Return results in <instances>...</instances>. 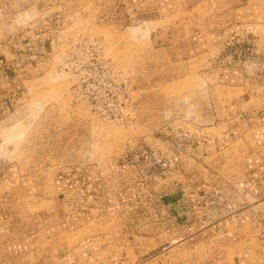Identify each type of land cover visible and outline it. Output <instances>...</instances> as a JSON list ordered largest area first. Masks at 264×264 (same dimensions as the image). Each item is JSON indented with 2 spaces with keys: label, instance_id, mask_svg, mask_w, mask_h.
I'll return each mask as SVG.
<instances>
[{
  "label": "crops",
  "instance_id": "0c3cea01",
  "mask_svg": "<svg viewBox=\"0 0 264 264\" xmlns=\"http://www.w3.org/2000/svg\"><path fill=\"white\" fill-rule=\"evenodd\" d=\"M91 1L0 0V47L14 57L40 25ZM179 2L169 13L163 5L175 0L119 7L138 15L161 6L165 18H179L164 35L185 41L186 63L201 69L207 118L184 124L181 150L178 136L162 149L126 146L100 178L92 170L10 187L13 200L0 198V264H264V0ZM0 83L4 112L13 87ZM32 196L38 207L28 209Z\"/></svg>",
  "mask_w": 264,
  "mask_h": 264
},
{
  "label": "rangeland",
  "instance_id": "374dc122",
  "mask_svg": "<svg viewBox=\"0 0 264 264\" xmlns=\"http://www.w3.org/2000/svg\"><path fill=\"white\" fill-rule=\"evenodd\" d=\"M102 1L62 14L44 23L45 29L40 25V36L25 38L24 45H34L17 46L14 57L0 47L1 81H12L13 87L9 109L2 112L0 104L3 204L13 200L5 194L24 178L31 179L30 187L51 186L54 174L94 170L100 178L114 159L125 157L126 146L142 144L149 151L157 143L162 149L163 141L178 136L175 148L181 150L184 124L196 126L207 118L201 69L186 63L185 41L164 35L179 18H165L169 14L161 6L152 14L140 8L137 15L128 7L122 11V0ZM179 1L163 5L165 12L178 10ZM5 36L0 32L1 45ZM20 197L14 203L21 205ZM38 198L24 203L33 209ZM38 209L27 214L34 217Z\"/></svg>",
  "mask_w": 264,
  "mask_h": 264
}]
</instances>
